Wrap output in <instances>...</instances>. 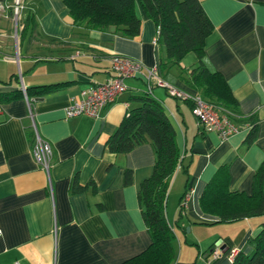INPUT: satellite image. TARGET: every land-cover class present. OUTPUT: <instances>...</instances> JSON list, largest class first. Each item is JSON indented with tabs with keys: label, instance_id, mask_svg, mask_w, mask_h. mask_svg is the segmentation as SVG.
I'll return each mask as SVG.
<instances>
[{
	"label": "crops",
	"instance_id": "obj_1",
	"mask_svg": "<svg viewBox=\"0 0 264 264\" xmlns=\"http://www.w3.org/2000/svg\"><path fill=\"white\" fill-rule=\"evenodd\" d=\"M3 1L7 8L0 11V21L15 20L20 27L10 34L0 25V37L8 36L5 48L12 46L10 35L16 44L20 35L23 45L16 61L0 59V81L12 73L19 77L0 84V91L23 88L25 94L0 103V264H119L151 243L138 193L153 172L156 152L150 141L124 153L110 150L106 142L129 108L139 104L128 97L148 90L147 82L141 75L127 78V90L97 116L68 117L66 107L72 97H81L112 75L115 53L157 66L165 79L200 94L186 70L197 64L198 55L189 51L180 64L162 69L156 24L140 4L142 33L128 37L74 25L62 0H21L18 14L13 12L16 0ZM201 2L214 24L206 38L205 63L224 74L239 112L257 116L256 137L247 141L251 127L247 123L222 139L200 124L193 102L154 83L152 94L176 129L184 161H190L188 177L179 167L167 197V219L176 234L172 264H232L226 253L211 261L207 257L220 239L223 251L238 246L251 253L249 239L259 232L264 214L220 221L219 215L203 210L200 199L222 165L229 168L231 190L252 193L256 170L264 161V0ZM31 14L38 22L30 36L23 28ZM65 80L70 83L43 96L26 94L27 86ZM32 123L52 146L49 170L35 156V136L29 135ZM127 168L133 172L129 184ZM74 180L89 186L72 191Z\"/></svg>",
	"mask_w": 264,
	"mask_h": 264
},
{
	"label": "trees",
	"instance_id": "obj_2",
	"mask_svg": "<svg viewBox=\"0 0 264 264\" xmlns=\"http://www.w3.org/2000/svg\"><path fill=\"white\" fill-rule=\"evenodd\" d=\"M62 1L69 8L74 25L85 24L88 28L114 30L128 37L140 36L142 33L143 21L137 11V5L140 4L157 27L156 40L162 49L161 68L167 69L170 65L180 64L187 52H196L197 64L188 69L182 67L190 75L189 83L197 88L204 98L226 111L239 125L249 123L251 127L247 141L251 142L255 139L257 116L239 112L238 100L224 74L218 70H211L205 63L206 38L213 31L214 24L201 0ZM37 22L35 15H28L23 34L28 32L31 36ZM18 78L17 73H12L9 79L1 82L9 84ZM69 83L70 80H65L27 86L26 94L29 97L43 96ZM24 94L23 88L0 91V103ZM128 100L138 101L139 104L129 108L119 126L108 137L106 144L110 150L124 153L141 143L150 141L156 152V160L152 174L141 182L138 193L151 243L144 251L119 264H172L176 257V234L167 219V197L171 179L179 167H182L188 177L190 161L187 163L184 161L176 140V129L164 105L152 94V91L133 93ZM185 100L193 102L190 99ZM192 105L194 106V103ZM29 135L31 139L35 136L36 141L33 123ZM34 147L35 143L33 149ZM132 181V169L127 168L125 182L129 184ZM229 182V168L227 165H222L201 195L200 202L204 211L219 215L220 221H234L264 214V161L256 170L252 193L231 190ZM89 183L95 186L94 180ZM88 186L89 184L82 185L74 180L71 190L80 191ZM187 192L186 189L182 199ZM182 210L183 207L180 208L181 212ZM249 241L254 246L253 251L246 253L240 250L232 264H264V221L259 232Z\"/></svg>",
	"mask_w": 264,
	"mask_h": 264
},
{
	"label": "built area",
	"instance_id": "obj_3",
	"mask_svg": "<svg viewBox=\"0 0 264 264\" xmlns=\"http://www.w3.org/2000/svg\"><path fill=\"white\" fill-rule=\"evenodd\" d=\"M20 0H16L14 7L15 14L20 12ZM7 8L6 3L0 0V11ZM111 69L113 74L104 82H99L84 90L79 98L72 97L71 103L66 107V115L74 116L79 114H89L97 116L108 104L115 101L118 96L127 90L126 79L141 75L145 78L148 90L152 91L154 83L164 86L168 92L174 96L190 99L193 101V111L195 112L200 124L206 130H215L222 139L229 138L240 129V125L235 122L230 115L222 110L213 102L204 98L201 94L190 92L178 87L174 83L165 79L158 73L157 66H147L142 60L123 53H115L111 57ZM35 126V124H34ZM36 141L34 153L39 163L49 170L53 149L48 140L43 138L36 126ZM222 240H218L207 258L211 261L214 258L226 253L233 262L240 252L238 246L228 247L222 250Z\"/></svg>",
	"mask_w": 264,
	"mask_h": 264
},
{
	"label": "rangeland",
	"instance_id": "obj_4",
	"mask_svg": "<svg viewBox=\"0 0 264 264\" xmlns=\"http://www.w3.org/2000/svg\"><path fill=\"white\" fill-rule=\"evenodd\" d=\"M21 8V7H20ZM10 21V24H9ZM0 25L3 27V29H5L8 33H12V31L15 29V27L18 30V27H20L19 24L16 25V21L15 20H8L7 18H4L2 21H0ZM21 31V29H20ZM18 34H21L20 32ZM12 38V46L8 45L7 48H5L6 44H10V41L8 39V36H1L0 37V43H2L1 48L2 50L0 51V59L3 60H9V58L11 57L13 60L16 61V53L17 51H20V49L22 48L23 45V41L21 39V36L18 35V41L17 44L15 42V38L10 35ZM9 54H13V56H9ZM9 56V57H8ZM17 72H19V68H17ZM0 84H2V82L0 81Z\"/></svg>",
	"mask_w": 264,
	"mask_h": 264
}]
</instances>
